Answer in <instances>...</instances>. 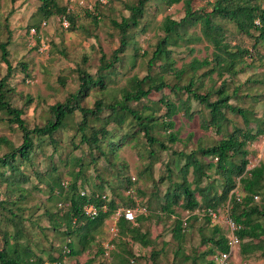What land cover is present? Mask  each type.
Masks as SVG:
<instances>
[{"label":"rangeland","instance_id":"obj_1","mask_svg":"<svg viewBox=\"0 0 264 264\" xmlns=\"http://www.w3.org/2000/svg\"><path fill=\"white\" fill-rule=\"evenodd\" d=\"M137 1L56 0L59 6L67 7V12L73 15V28H69L63 24L65 16L54 14L48 19L42 18L39 10L41 0H0V43L9 40L8 60L12 66V70L8 73L7 64L1 59L0 50V79L7 75V86L10 88L7 99L13 107L23 109L21 118L28 129L43 125L50 115L49 107L64 102L70 93L79 88V69L94 76L98 74L100 66L111 60L121 41V32L114 23L120 22L123 17H128L130 15L128 6L136 4ZM213 1L190 0L192 9L197 12H209ZM253 2L264 7V0H253ZM185 9L184 0L173 4H169L168 0L146 2L138 25L126 31L125 50L118 53L119 61L115 63L110 80L105 81L106 88L94 87L89 91L88 96L81 99L80 104L93 108L94 102L99 98L105 102L120 100L124 89L135 90V80L143 78L148 73L151 80L142 84L144 89L151 87L155 81L158 82L157 77H161V80L169 85L175 82L186 83L187 73L178 79L174 69L167 70V67H161L170 63V60L165 58H156L148 70V61L156 49L158 40L164 35L162 26L164 18L167 16L173 20H180L185 15ZM214 19L223 24L224 20L220 17ZM35 24L39 26L38 32L31 31L32 28L36 29ZM223 25L231 32L226 40L232 45L238 44L249 48L252 55L247 57L244 71L234 76L209 73L208 67L198 69L195 73L197 85L195 89L199 93L211 91L210 99L215 100L214 91L220 86L222 78H226L225 88L230 95L229 102L251 110L248 124L240 115L225 110L226 122L221 133L216 132V128L212 126L203 129L201 123L210 118L209 111L197 100L191 99L187 103L188 114L181 109L172 118L173 130L177 132L178 141L171 143L167 138L169 131L161 124L166 106L159 102V98L164 97L179 103V99H185L187 93L184 91L174 95L166 87L161 91L151 90L146 98H142L139 102L132 101L130 104L140 110L143 117L145 114H152L157 118V125L151 134L166 143L169 149L162 150L158 144L149 147L139 125L126 126L124 130H119L113 124H109L108 128L113 135H116L111 137L113 140H118L121 134L127 132L138 131V134L135 139L129 140L117 149L115 156L100 157L95 148L90 152L88 143H81L76 128L82 116L78 110H75L65 118L67 125L60 135L58 134V138L60 137L58 150L53 159L50 160L49 155L52 151L51 146H46L38 152V164H35L34 168L20 165V169L30 176L29 182L20 184L24 189V198L19 199L17 192H10L9 183L0 178V200H3V208L0 211V249L4 246L3 230L13 233L14 220L21 221L22 234L19 239L22 244H28L34 253L40 254L43 257V264L50 263V254L52 257L61 256L63 261L69 264H83L87 261L90 262L89 264H120L122 258L126 257L130 260L129 264H151L152 250L158 253L157 264H190V260L182 261L184 254L189 256L200 254L211 246L210 243H201V238L212 236L214 228H219L221 234H227L223 222H212L203 215L202 210L195 211L199 213L198 215L176 204L172 206V213L164 212L161 209L164 190L169 186L173 190L174 184L180 180L171 174V181L166 179L164 182H158L160 176L166 172L165 164L167 161L169 163L172 151L188 154L198 146H212L222 134L231 132L235 127L254 130L252 128H255L257 123L264 124V45L253 46L254 39L237 32L230 22ZM209 46L202 37L199 23L189 27L186 35L178 40L177 45L168 47L171 50L172 66L175 69H188L187 65L191 60H201L211 53L212 48ZM20 62L26 64L25 70L21 69ZM237 86H239L237 94L233 95L232 92ZM251 94L256 95L252 98L248 96ZM28 98L31 99L30 103H27ZM145 105L151 108L146 109ZM7 118L8 114L0 110V138L5 139L4 142H0V157L23 142L21 130L15 123L10 124ZM91 126L94 129L99 128L101 122L91 120ZM105 143L104 138L100 144ZM151 149L154 151L153 154L155 153L153 159L149 156ZM246 149L249 160L247 169L264 165V134L249 142ZM42 157L44 162L41 163ZM92 157L94 159L96 157L97 161H92ZM75 158L80 159L78 163ZM201 159L203 162L210 160L209 157ZM215 160L216 158L213 159L214 162ZM149 161H151L150 172L144 174L142 170ZM182 163H184L183 159ZM50 165L54 166V174L64 183L71 182L80 172L77 184H80L82 177L86 179V182L79 187L80 192L85 194H90L92 191L104 192L120 206L128 204L129 199H135L139 207L146 206L147 215L134 225H139L141 230L146 232L149 242L140 238L133 240L130 236L121 235L118 227L116 232L110 231L112 220L108 217L95 235V239L89 244V248L72 257L64 253L68 238L64 234L65 224L61 221L56 229L53 226L66 211L64 205L66 201L60 200L55 195L50 196L45 181H41L32 173L37 169L45 171ZM208 173L218 178L214 169L208 170ZM10 174L11 171L6 170L5 177ZM126 179L130 182L128 188H126ZM187 179L192 180L191 172L187 174ZM236 181L237 187L233 191L241 196L243 192L238 179ZM97 182L99 184L101 182L103 186L97 188ZM128 190H131L130 194H127ZM13 200L15 203L12 202ZM255 201L260 202V196L256 197ZM6 208L14 211L21 208L18 211L21 216L10 221V213ZM227 208L226 202L217 209L222 220ZM186 218L187 225L183 228V236L177 241L173 238L171 230L177 219L183 221ZM9 240L13 242L12 238ZM178 243L181 244L183 253L176 254ZM128 251H131L133 256H127ZM204 259H197L196 263H205L207 259ZM227 262L228 264H264V258L254 255L243 257L236 247L235 254L230 256ZM215 263L220 264L216 260Z\"/></svg>","mask_w":264,"mask_h":264},{"label":"trees","instance_id":"obj_2","mask_svg":"<svg viewBox=\"0 0 264 264\" xmlns=\"http://www.w3.org/2000/svg\"><path fill=\"white\" fill-rule=\"evenodd\" d=\"M148 1L138 0L136 4L128 6L130 15L125 18L123 17L120 22L114 23L121 32V41L120 47L114 51L111 60L100 66L98 74L94 76L85 70L79 69V88L75 92L70 93L64 102H58L49 107L50 115L43 125L34 126L32 129L27 128L24 120L21 118L23 109L13 107L7 99V94L10 91V88L7 86V75L0 79V110L8 114L7 121L10 124L15 123L23 136V142L19 146L12 147L9 153L0 157V178L2 181L9 183L10 192H17L19 194V199L24 198V189L20 184L30 181L29 174L22 171L20 165H26L28 168L32 166L34 168V165L38 164V152L46 146H51L52 148L49 154L50 160H52L58 150L60 138L58 136L67 125L65 118L75 110H78L82 116L76 128L77 133L80 134L81 143H88L87 146L90 152H92V148H95L100 157L105 155L106 157L115 156L117 149H120L129 140L135 139V136L138 134V131L127 132L121 134L118 140H113L111 137H115L116 135H113L112 131L108 128L109 124H113L119 130H124L126 126L139 125L149 147L158 144V147L162 150L169 149L166 143L159 141L151 134V131L157 125V118L152 114H145L143 117L141 111L130 104L132 101L139 102L142 98H146L151 90L161 91L166 87L174 95L184 91L187 93L185 99H179V103H175L164 97L159 98V102L166 106V112L164 118L161 119V124L165 130L169 131L167 138L171 143L178 141L177 132L173 130L174 120L172 118L181 109H184L185 114H188L189 106L187 103L191 99L197 100L209 111L210 118L201 123L203 129H208L212 126L216 128V132L221 133L223 124L226 122L225 110L240 115L245 123L248 124L250 119L248 115L251 113V110L229 102L230 95L225 88L226 78H222L220 86L214 91L216 99L211 100V91L201 93L196 91L195 73L203 67H208L209 73H216L218 76L224 73L234 76L244 71V67L247 64L246 59L252 54L249 48H244L238 44L232 45L226 40L229 38L231 32L223 24L230 22L234 25L237 32L252 37L254 39L253 46L257 44L264 45V7L259 3L253 2V0H214L209 12H197L192 9L190 0H184L186 7L185 15L180 20H173L167 16L164 18L162 23L164 35L158 40L156 49L148 61V70L156 58H165L166 60H170V63L167 66L161 67H167V70L174 69L178 79L184 73H187L188 80L186 83L175 82L169 85L161 80V77H157L158 82L155 81L151 87L144 89L142 84L147 80H151V76L148 73L143 78L135 80V90L124 89L120 100L105 102L99 98L94 102L93 108L80 104L81 99L88 96L89 91L94 87L99 86L100 89L106 88L107 84L105 81L106 79L110 80V75L114 73L115 63L119 61L118 53H122L125 50L127 43L125 39L126 31L130 27L138 25V20L143 14L145 3ZM179 1L168 0L169 4ZM39 10L44 19H48L54 14H59L60 17L65 16L68 21L67 27L73 28L74 18L72 13L67 12V7L59 6L56 0H41ZM215 17L223 19V24L215 20ZM198 23L203 39L207 42V46L210 45L212 48L211 53L201 60H191L187 65L188 69H175L172 66L171 50L168 47L177 45L178 40L183 39V35H186L189 27ZM34 26L38 32V24ZM8 44L9 40L1 42L0 50L1 59L7 64L9 73L12 70V66L8 60ZM20 66L23 70L27 67L23 62H20ZM238 87L234 88L233 95L237 94ZM255 95L251 94L248 96L254 98ZM30 101L31 99L28 98L27 103H30ZM145 108L151 107L145 105ZM189 113L192 114V112ZM91 120L95 122L100 121L101 126L94 129L91 126ZM252 129L254 130L235 127L231 132L222 134V137L212 146H198L188 154L172 151L169 163L167 161L165 164L166 172L160 176L158 182H164L166 179L171 181L173 175L180 180L174 184L173 190L171 186L166 187L162 195L163 202L161 209L169 214L173 212V205L180 204L188 212L193 213L202 210L203 215L214 222L208 213L209 210L218 212V207L227 202L229 216L236 223L240 224V228L235 232L239 238L240 254L243 257L254 255L258 258H264V165L260 164L247 169L249 160L247 158L248 150L246 149V145L249 142L264 134V124L259 122ZM109 133L110 136H108ZM104 138L106 143L101 145L100 143ZM4 141V138H0V142ZM153 152L152 149L149 150L150 159L155 157V153L153 154ZM202 157H209L210 160L203 162ZM214 158H216L215 162L213 161ZM75 159L77 163L80 160L79 158ZM182 159L184 163H182ZM92 161L96 162L97 158L95 157L94 159L92 157ZM42 162H44V158ZM5 169L11 171L8 177H5ZM150 169L151 161L145 165L142 172L147 174L150 172ZM210 169H214L218 178L209 175L208 170ZM54 171V166L50 165L45 168V171H38L37 169L33 170L32 173L41 181H45L49 187L48 192L50 196L55 195L60 200L66 201L64 202L66 211L64 214H61L53 228L59 227L61 221L65 224L66 229L64 234L68 238L65 242L64 253H68L72 257L81 254L89 248V244L95 239V235L101 229L105 219L120 205L114 199L107 196L103 199L101 195L105 193L100 192L98 189L97 191L99 192L92 191L90 194H82L79 187L82 186L83 182H86V179L82 177L80 184H77V178L81 175L80 172H78L77 176L75 175L71 182L64 183V181L61 182L59 176L54 174ZM189 172L192 173V180L190 181L187 179ZM98 177L97 175L96 178ZM236 179H238L243 192L241 196L233 191L237 187ZM100 180L105 183L103 179L100 178ZM205 180L207 181L204 182ZM126 183V188H128L130 185L128 179H126ZM102 186L101 182L100 184L99 182L96 183L97 188H101ZM93 188L95 189V187ZM97 194H99V197ZM258 196H260V202L255 201ZM12 202L15 203V200ZM86 204H93L97 207L98 214L95 217L90 218L84 214L83 206ZM103 205L106 207L105 210H102ZM125 206L137 207L138 204L136 205L135 199H129L128 204ZM2 208L3 200H0V211ZM19 210L21 208H17L16 211L8 209L10 221L21 216L18 213ZM195 213L199 215L198 212ZM144 218V216H138L134 222L120 218L117 223L119 233L130 236L133 240L140 238L145 242H149L146 232H143L139 225H134L135 222H140ZM186 221L187 218L183 221L177 219L171 230L173 238L177 241L183 236V228L187 225ZM21 225L20 220H14L13 233L3 230L2 239L4 246L0 249V264H43V257L38 253H34L28 244H22L21 239H19L22 234ZM213 231L212 236L201 238L200 240L203 244H211L205 252L192 256L184 254L182 261L190 260V264H198L196 263L197 259L203 260L205 258L207 260L204 259L206 262L202 264H216L214 256L227 252L228 244L226 233L221 234L219 228H214ZM216 233L219 235H216ZM9 238H12L13 242H10ZM178 244L176 254L182 252V246L180 243ZM127 253V256H133L131 251ZM157 256L158 253L152 250L150 253L151 264H157ZM208 256L210 257L208 258ZM49 261V264H69L64 262L61 256L52 257L51 254L49 255ZM89 263L87 261L83 264ZM129 263L130 260L126 257L122 258L120 264Z\"/></svg>","mask_w":264,"mask_h":264},{"label":"built area","instance_id":"obj_3","mask_svg":"<svg viewBox=\"0 0 264 264\" xmlns=\"http://www.w3.org/2000/svg\"><path fill=\"white\" fill-rule=\"evenodd\" d=\"M45 25V22H43ZM64 26H68V21L66 18H63ZM31 31H36L35 28H32ZM84 194V192H82ZM103 198L105 195L102 196ZM227 211V210H226ZM83 212L86 216L93 218L98 214V209L93 204H86L83 206ZM147 210L145 207H117L110 219L112 220L111 225L109 226L110 231L116 232L117 222L120 218H124L128 221H134L139 214H146ZM209 215L212 217L213 220L218 221L219 214L216 211L209 210ZM225 228L227 229V244H228V251L225 253H221L216 255L214 258L220 264H228V258L235 254L236 247L239 246V238L236 235V231L240 228V224L236 223L228 213L225 214L224 217Z\"/></svg>","mask_w":264,"mask_h":264},{"label":"clouds","instance_id":"obj_4","mask_svg":"<svg viewBox=\"0 0 264 264\" xmlns=\"http://www.w3.org/2000/svg\"><path fill=\"white\" fill-rule=\"evenodd\" d=\"M81 193H82V192H81ZM130 193H131V190H128V191H127V194H130ZM84 194H85V193H84ZM103 195H105L104 198L102 197ZM97 196L99 197V194H97ZM106 196H107L106 194H102V195H101V197H102L103 199H105ZM119 207H120V206H119ZM122 207H123V206H122ZM124 207H132V206H124ZM137 207H139V206H137ZM141 207H145V208H146V206H141ZM105 208H106L105 205H103V206H102V210H105ZM146 210H147V208H146ZM113 212H114V211H113ZM147 213H148V210H147L146 214H139L138 216H146ZM226 213H228V212L226 211ZM111 215H112V214H111ZM111 215H110V216H111ZM110 216H109V218H110ZM138 216H137V217H138ZM137 217H136V218H137ZM135 220H136V219H135ZM135 220H134V221H135ZM118 221H119V220H118ZM127 221H128V220H127ZM134 221H130V222H134ZM213 221H214V222H218V221H215V220H213ZM117 223H118V222H117ZM215 256H216V255H215ZM215 256H214V257H215ZM214 260H215V258H214Z\"/></svg>","mask_w":264,"mask_h":264},{"label":"crops","instance_id":"obj_5","mask_svg":"<svg viewBox=\"0 0 264 264\" xmlns=\"http://www.w3.org/2000/svg\"><path fill=\"white\" fill-rule=\"evenodd\" d=\"M220 221L224 223V219L222 220V219L220 218V216H219L218 222L220 223ZM224 226H225V223H224ZM237 249H239V246H238ZM237 260H238V259H237Z\"/></svg>","mask_w":264,"mask_h":264}]
</instances>
